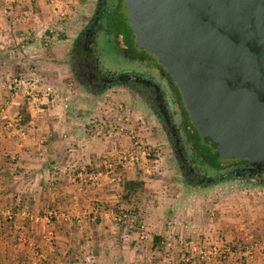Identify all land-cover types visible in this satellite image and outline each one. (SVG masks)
Returning <instances> with one entry per match:
<instances>
[{
	"label": "rangeland",
	"instance_id": "obj_1",
	"mask_svg": "<svg viewBox=\"0 0 264 264\" xmlns=\"http://www.w3.org/2000/svg\"><path fill=\"white\" fill-rule=\"evenodd\" d=\"M94 3L95 0H78L79 6H75L79 7L80 12L76 18L66 23L62 22L63 17L60 18L61 30L53 28V32L47 33L44 38L46 43L40 41L36 45L39 52L34 60L42 64L33 66L23 62L19 67L22 70H16L13 76L16 81H10L9 87H6L8 94L17 93L20 96L18 108L25 107V112L29 107L34 110L61 111L68 117L70 124L88 130L89 138H94L99 143L106 142L105 147L108 144L112 147L111 150H105H109L112 156H107L96 172L84 169L87 177L80 182L86 188L93 187L94 183H101L98 180L101 175L109 173L107 185L102 184L101 187L104 190L108 188L113 195V202L103 203L104 210L98 208L102 217L97 213L90 215L93 223H96L94 217H100L99 224L107 221L103 223L106 225L103 230L92 231L91 234L78 230L80 237L73 233V250H64L69 251L64 259L68 257L73 261H65L63 264H220L222 259L205 256L209 258L206 260L200 253L219 247L217 244L224 240L225 235L235 237L242 244L245 240L248 243L254 239L258 243L260 240L264 241V225L258 223L257 230L250 228L247 214L241 215L238 224L236 221L233 225L231 222L225 223L223 227L229 225L231 231L222 232L215 228L223 223L215 210L207 218L209 213L205 208V203H222L225 197L255 185L237 180L198 189L185 185L172 163L153 118L134 97L117 88L91 97L76 85L69 73L68 56L71 43L81 23L90 16ZM96 51L101 70L119 72L129 66L118 55L109 37L101 36L98 39ZM32 73L37 77L30 76ZM11 123L15 126V122ZM109 164L111 168H108ZM209 170L204 169L206 172ZM98 173L101 175H97ZM131 176L143 182L144 187L135 200L128 202L129 200L122 199L121 182ZM95 178L97 180H93ZM123 215L127 216L122 218ZM157 216L164 223V231L167 232L162 238L160 250L151 247L154 233L151 224ZM119 217L122 219L118 222L116 219ZM64 219V223L70 222L68 216L65 215ZM239 224L240 230L237 226ZM202 226L206 227L205 230L210 229L207 231L209 235L200 232ZM101 232L104 233V239L96 236ZM49 238L47 248L50 253L51 248H59L55 247L58 239L53 241L51 234ZM97 238L99 241L103 240L105 252H94V248L98 250L93 246ZM65 239L68 241L69 238ZM27 242L33 243L31 240ZM27 242L23 246L24 254L19 264H43L45 260L42 257L48 255L45 248L39 252L42 248L29 246ZM29 258H33V262Z\"/></svg>",
	"mask_w": 264,
	"mask_h": 264
},
{
	"label": "crops",
	"instance_id": "obj_2",
	"mask_svg": "<svg viewBox=\"0 0 264 264\" xmlns=\"http://www.w3.org/2000/svg\"><path fill=\"white\" fill-rule=\"evenodd\" d=\"M75 5H78V0H0V264L21 262L22 255L19 259L18 255L28 240L33 242H27L29 246L42 248L39 252L45 248L48 255L42 257L45 260H42L43 264L73 261L68 257L64 259L68 252L64 251L65 248L72 249L75 242L71 237H80L78 230L90 234L92 231L103 230L106 225L103 223L107 221L99 224L98 220L103 216L99 209L104 210L103 203L113 202V195L108 188L104 190L101 187L107 185L108 172L103 176L98 173L101 175L98 179L101 183H94L93 187L86 188L80 183L87 177L84 169L96 172L106 157L112 156L109 144L105 147L106 142L99 143L89 138L88 130L70 124L68 117L61 111L34 110L29 107L26 110L28 122L23 127V136H19L11 123L18 118L20 96L17 93L8 94L6 87H9L10 81H16L13 76L16 70H22L19 67L23 62L33 66L42 64L34 60L39 52L36 45L40 41L46 43L44 38L47 33L53 32V28L61 30L60 18L63 17V23L76 18L80 11ZM30 76L37 77L35 73ZM127 180L134 178L131 176ZM242 190L225 197L222 203H205L209 213L207 218L215 210L223 222L215 227L219 231H231L229 225L223 227L225 223L231 222L233 225L236 221L238 224L241 215L245 214L251 223L250 228L257 230L258 223L264 225V187ZM239 196L244 198L239 199ZM95 213L100 217H94L96 223H93L90 215ZM65 215L70 218V222L64 223ZM51 219L54 222H50ZM60 224L64 225V232L70 227L74 230H69L68 241L63 233H58L55 247L59 249L55 255L52 248L49 253L47 242L54 227ZM151 226L154 231L152 236L162 240L161 246L162 238L167 233L164 231V223L157 216L153 218ZM237 226L240 230V224ZM205 228L202 226L200 232L209 235L207 231L210 229ZM102 234L96 236L104 239ZM95 240L93 246L98 250L94 248V252H105L103 240ZM257 241L254 239L249 242L256 251L250 263L264 264V241ZM239 242L228 234L217 244L232 249L222 263L248 264V260L238 252L242 244ZM243 242L248 243L247 240ZM29 260L33 262V258Z\"/></svg>",
	"mask_w": 264,
	"mask_h": 264
},
{
	"label": "water",
	"instance_id": "obj_3",
	"mask_svg": "<svg viewBox=\"0 0 264 264\" xmlns=\"http://www.w3.org/2000/svg\"><path fill=\"white\" fill-rule=\"evenodd\" d=\"M112 24L175 84L210 164L264 163V0H116Z\"/></svg>",
	"mask_w": 264,
	"mask_h": 264
},
{
	"label": "flooded vegetation",
	"instance_id": "obj_4",
	"mask_svg": "<svg viewBox=\"0 0 264 264\" xmlns=\"http://www.w3.org/2000/svg\"><path fill=\"white\" fill-rule=\"evenodd\" d=\"M116 0H95L71 43L70 74L76 85L91 97L114 88L126 91L153 118L170 158L183 183L194 189L228 181L264 187V163L257 168L245 162L219 169L208 162L207 148L193 128L180 93L158 64L137 50H123L114 41L112 13ZM109 37L118 55L128 63L124 71L100 68L97 41ZM209 168L208 172L204 171ZM251 169V170H250Z\"/></svg>",
	"mask_w": 264,
	"mask_h": 264
},
{
	"label": "trees",
	"instance_id": "obj_5",
	"mask_svg": "<svg viewBox=\"0 0 264 264\" xmlns=\"http://www.w3.org/2000/svg\"><path fill=\"white\" fill-rule=\"evenodd\" d=\"M18 110H19V112H18L19 126L24 127L25 124H27V122H28V115L25 112V107H20V108H18ZM143 187H144V184L139 179H134V180H127V179L125 180L124 179V180H122V182H121L122 199L123 200H129L128 202L135 200L137 198V194L139 192L143 191ZM7 220L12 221L13 217H11L10 220L9 219H7ZM8 221H7V223H8ZM50 222H54V220L51 219ZM63 226H64L63 224H60L59 226L54 227V230L51 233L53 241H55V237L58 236V233H60V234L63 233V236L65 238H68L69 230L72 232L74 230L73 228H70L68 231L64 232ZM161 242H162V240L160 238H158L156 236H152V239H151L152 244L151 245H152L153 249L160 250L161 249V247H160ZM22 252H20V254L18 255V259L21 258V255L24 254V250ZM53 253L55 255L58 254L57 248L54 249ZM66 253L68 254L69 251ZM16 264H19V261Z\"/></svg>",
	"mask_w": 264,
	"mask_h": 264
},
{
	"label": "built area",
	"instance_id": "obj_6",
	"mask_svg": "<svg viewBox=\"0 0 264 264\" xmlns=\"http://www.w3.org/2000/svg\"><path fill=\"white\" fill-rule=\"evenodd\" d=\"M15 122L16 132L19 134V136H23V127L19 126V119L17 118ZM144 155V153H142ZM108 168H111V165H108ZM127 215H123L122 218H125ZM121 217L117 218L116 220L119 222L122 219ZM230 252H232V249L229 247H212L211 249H208L205 253H200L201 256H212V257H218L222 260H225L226 255H228ZM239 253L243 254V256L249 261L253 262V259L255 258V247L252 244L244 243L242 244L241 248H239Z\"/></svg>",
	"mask_w": 264,
	"mask_h": 264
}]
</instances>
